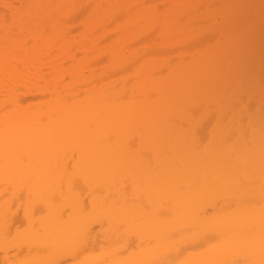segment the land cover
I'll return each mask as SVG.
<instances>
[{
    "label": "bare ground",
    "instance_id": "6f19581e",
    "mask_svg": "<svg viewBox=\"0 0 264 264\" xmlns=\"http://www.w3.org/2000/svg\"><path fill=\"white\" fill-rule=\"evenodd\" d=\"M13 1L19 5L16 7ZM76 1L0 0V50H13L0 56V63L5 62L0 88L3 81L5 86L9 82V91H13V83L42 79L46 80L45 89L53 88L50 91L59 96L47 107L21 112L19 98H0V175L11 185V198L0 202V228L7 234L0 239V251H7L13 239H9L8 214L14 213L10 211L12 199L19 197L18 181L25 180L27 194L33 197L30 201L40 204L28 209L29 230L21 236L28 240L30 248L47 247L48 254L31 259L27 255L28 260L21 259V264H51L57 259L59 264L63 257L83 254L87 246L98 247L100 233L93 234L90 229L93 219L99 217L107 223L101 234L109 248L107 263L102 256L87 259L84 253L86 259L79 256L82 261L77 256L80 264H264V102L257 104L256 112L250 111L251 104L235 107L230 94L234 74L210 66L194 75L201 85L191 88L194 70L179 57L173 61L157 59L148 70H138L146 77L143 83L127 82L121 74L122 79L113 81L112 77L126 72L125 66L123 71H111L122 66L118 58L114 59L111 70L107 69L111 72L106 76L110 83L89 91L80 103L66 96L71 93L61 97L64 91L55 85L77 68L60 65L65 62L60 61L64 54L79 50L73 38L81 31L76 26L77 18L85 9H78ZM135 1L144 4L150 0ZM176 5L166 15L159 13L160 5L140 11L143 20L161 24L157 38L165 30L176 28L181 38L187 35L186 30L174 25L173 20L181 21V14L187 11ZM152 12L157 13L152 17ZM86 18L90 25L97 21L96 14ZM115 21V17L109 20L110 24ZM196 24H190L188 36L200 33ZM54 28L57 34L46 38ZM94 31L88 27V33ZM32 40L41 45L16 50ZM120 49H107L108 60ZM170 50L176 52L174 48ZM151 51L164 53L156 44L140 49L132 59ZM45 60L61 62L50 78L40 75L47 66ZM31 64L35 65L33 69L28 68ZM19 66L24 67L22 74L11 77V70ZM10 77L13 80L8 81ZM219 92L225 96L223 101L216 100ZM7 105L13 108L1 115ZM231 105L235 106L226 110ZM239 108L243 110L228 113L229 109ZM15 218L17 221L21 217ZM118 252L125 253L123 258L117 257L120 261L115 259ZM71 259L70 264L76 261Z\"/></svg>",
    "mask_w": 264,
    "mask_h": 264
},
{
    "label": "rangeland",
    "instance_id": "374dc122",
    "mask_svg": "<svg viewBox=\"0 0 264 264\" xmlns=\"http://www.w3.org/2000/svg\"><path fill=\"white\" fill-rule=\"evenodd\" d=\"M80 1H82V2H80ZM116 1L119 2V0H99V1L96 0L95 2H93V0H78V1H76L78 9L79 8L85 9V12L79 14V16L77 18L76 26L80 27L78 29V31H80V30L81 31L76 32L74 34L75 37L73 38V40L76 39L74 41H76L80 45V46H77L79 48V50H78V52L73 51V50L68 51V53H67L68 55L67 54L63 55V57L60 61H62V62L68 61L67 63L63 62V64H60L61 62L56 60V62H57V64H56L55 61H54L55 62L54 63V62H49L48 60L47 61L45 60L47 66H44V68L46 67L45 70L40 73V75L44 74L43 76L50 78L51 76H53L54 68H57L59 66V64L62 66L66 64L65 65L66 68H68L69 66L70 67L77 66L76 69H73V71H71L70 73L65 74V78L60 82L61 84H63V85H61V87L59 86L60 85L59 82L56 84L57 86L55 85L56 89L64 91L63 93L61 92L59 94L60 96L63 94L61 97H64L65 94L71 93V94L66 95V96L75 97L76 98L75 101L78 100L76 102L80 103L81 100L83 101V98L85 99L87 97V93L89 91L95 90L96 88H102L103 83H110L111 79H109L106 76L110 75L109 73H111V72H109L111 70L110 65L113 63L114 59L116 61V59L118 58L117 63L122 64V66L119 68H116V70L114 69L111 71H113V72H115L117 70L123 71V69H121V68H123V66H125L124 69H126V72L125 71L124 72L126 74L124 72L119 73V74L117 73L118 75H115L114 77H112L113 81L118 80V78L121 76L122 78H125V79L127 78V82L130 81V83H132L134 81L135 82L137 81L139 83H143L145 81L146 77L144 74H138L137 73L138 70H140V72L142 73L141 69H147L149 65L153 66V64L157 61V59H164L166 61H173L179 57V58L185 59L184 63L190 64L189 65L190 68L192 70H194L191 72L193 74V76L192 75L190 76V77H192V80L190 81V84H189L190 87L193 89H198L201 85L200 84L201 81L198 80L196 78V76L194 77V75L197 74L198 72L203 71L204 68L208 69V68L212 67V68L221 69V70L224 69V70L229 71L231 74H234V77L232 78V85H231L232 91L230 94L234 97V99H235L234 104L237 106H235V105L227 106L226 110H228V108L232 107V106L242 107L245 104L246 105L251 104L249 106L250 108H252L250 111L256 112L258 109L257 104L260 101L264 102V0H179V1L178 0H171L172 2L170 0H150L144 4L140 3L139 1H135V0H129V1L124 0V3L121 2L122 0H120L119 3L118 2L116 3ZM97 2H99V4L96 6ZM89 3H90V5H88ZM135 3H140V4H138V6H137V4H135ZM167 3H168V5H167ZM13 4L16 7L19 5V3H17L16 1H13ZM112 4H113V7H112ZM115 4H116V6H115ZM164 4H166L167 6L166 5L163 6ZM174 4H177L176 7L178 6V4H180L182 6L181 10L185 9L184 12L186 10L187 11L189 10L188 12L186 11L185 13L181 14L182 15L181 21L179 20V18H175L173 20L174 25L178 26L181 31H183V30L187 31V35L185 34L186 32H184V34H185L184 38H181V36H179L180 32L176 28L174 30H169V29L165 30V31L162 30V31H164V33L161 35V37L157 38L155 35L161 31V29H162L161 24H156L153 21L143 20L142 19L143 18V12H140V11H144V10H146V8L148 9V8L160 5L159 13L166 15L167 13L172 12V10L174 8ZM213 4H214V6H213ZM85 5H87V6H85ZM90 6H91V9L89 8ZM131 6H133V8H131ZM98 7H99V9H98ZM122 7H124V9ZM127 7H129V8H127ZM192 7H193V9H192ZM0 8H2V7L0 6ZM118 8H120V9H118ZM138 8L141 10H139ZM210 11H211V14H210ZM225 11L227 14L223 13ZM109 12H111V13H109ZM117 13L119 15H117ZM155 13H157V12H152V17L155 16L154 15ZM91 14H96V19H97V21L95 20L94 24H92V25L88 24L86 21V19H87L86 17H90ZM108 14H110V15L108 16ZM175 14H177V12ZM186 14H188V15L191 14V16H189V19H188V15H186ZM192 14L196 15V16L192 17L193 16ZM114 17H115V19H117V21H115V23L110 24L109 20L114 19ZM196 17L198 19H196ZM125 18H127V19H125ZM144 18H145V16H144ZM193 18L195 20H193ZM190 19L193 21L191 22ZM183 20H184V25H182ZM121 21L123 23H120ZM194 21H196V23H197L196 26H194V27L200 29V33L196 34V36L194 33H192V34H190V36H188L189 30H187V29L190 28V26H191L190 24H192ZM101 24L103 26H101ZM104 24H106V25H104ZM107 24H110V25H107ZM115 25H117V26H115ZM113 26H115V27H113ZM135 26L137 29L135 28ZM137 26H139V27H137ZM182 26H185V27L182 28ZM88 27H91L93 29V31L96 29L95 30L96 32L94 31V32L88 33ZM83 28H84V30H83ZM152 29H154L153 30L154 32L152 31ZM129 30L132 32L131 35H130L131 32ZM50 31H52V32H50ZM128 31L130 33H128ZM110 32H112L111 33L112 36L110 35ZM149 32H151V33H149ZM55 33H56V29L55 28L51 29V30H49L48 34L45 37L48 38V36L54 35ZM122 33H124L123 34L124 36L122 35ZM143 33H145V34H143ZM84 34H86V35H84ZM87 34H90V35L93 34V36L89 35L90 36L89 37ZM146 34H147V36H146ZM125 35H128V36L126 37ZM141 35L146 36L147 38L143 37V36H142V38H140ZM173 35H175V36H173ZM176 35H177V37H176ZM191 35H193V36L191 37ZM131 36H133V37L131 38ZM82 37L83 38L85 37V39H83ZM116 38H118V39H116ZM138 38L142 39L143 42L141 40H139ZM136 39H137V41H136ZM133 40H134V42H133ZM96 41H99L100 45L96 44V46H95L94 42L96 43ZM131 41H132V43H131ZM135 41H136V43H135ZM35 42L32 40V42L22 45L20 47L21 49L17 48L16 50H22V51L26 50L27 51L32 46H36V45L40 46L41 45V44H38L37 41H35ZM86 42L87 43L90 42V43L87 44ZM31 43H33V44H31ZM156 44H159L162 46V50L164 51V53H157V52H155L157 50H155V51L144 53L142 56L139 57L140 60H139V58L132 59V56L134 58L136 56L135 53H138V51H140V49L142 50V49L146 48L147 46H152V45H156ZM171 45H172V47H171ZM115 47L117 49H120V47L125 48V49L121 48L118 52L119 53L118 55H115L114 57L110 58L111 60L110 59L108 60L107 54H105V51L107 49L112 50ZM171 48L172 49L174 48L176 52H168ZM182 49H183V52L178 51V50H182ZM86 50H87V52H86ZM88 50H89V52H88ZM0 51H4L3 53L0 52L1 57H3V55L7 52H10V51L13 52V50H0ZM120 51H121V53H120ZM75 53H77V54H75ZM84 54H85V56H84ZM76 55H77V58H76ZM65 57H66V59H65ZM79 61H81V62L79 63ZM89 61L92 63L90 64ZM95 61H96V63H95ZM118 61H121V62H118ZM134 61H136V62H134ZM74 63H76V64H74ZM88 63L90 66L88 65ZM1 64H3V65H1ZM68 64H71V65H68ZM127 64L130 65V67ZM206 64H207V67H206ZM56 65H58V66H56ZM3 66H5V62L0 63V68H1L0 73L2 72L0 75V79H3V76H4V72H3L4 68H2ZM82 66L85 68H83ZM126 66H128L129 68H127ZM145 66H146V68H145ZM34 67H35L34 64H31L30 66H28V68H30V69H33ZM142 67H144V68H142ZM23 69H24V67L21 66V68H20V66H19L17 69L11 70V72L13 71L11 73V77L15 78L18 74L21 75L22 74L21 71ZM81 69H82V71H81ZM200 69H202V70L200 71ZM47 72L49 73L48 75H47ZM72 72H73V74H71ZM13 73H15V74L12 75ZM80 74H81V76H77ZM84 74H86V76ZM90 75H92V77L89 80ZM97 75H98V77L96 79ZM100 75L101 76L103 75L104 77L102 76L103 77L102 78ZM11 77L9 78L8 81L13 80V78L11 79ZM115 77L117 79H114ZM121 77H120V79H122ZM86 78H88L86 83L82 82V80L86 79ZM93 81H97V82L94 84ZM44 82H46V80L40 79L38 81L37 80L36 81H30L28 83H23V82L22 83H13V85H14L13 87H15V88L12 89L13 91H9L8 86H10V83L6 82V86H5V82L3 81L4 86L0 88V98L1 99L9 98L10 96H13L10 98H15V97L19 98L21 100V103L19 105L20 107L18 108L19 112H21L22 110L31 109V108L37 109V108L41 107L42 105L44 107H47L50 103H52V101H54L59 96L53 94L52 91H50L53 88L52 89L50 88V90H46L44 87V84H43ZM63 82H65V83H63ZM69 82L71 83V86H67L68 87L67 88L65 85H66V83H69ZM0 83H2V81ZM79 83H81V84H79ZM130 83H129V85H130ZM17 87H18V91H17ZM93 87H94V89H93ZM6 88H7V91H6ZM79 88H81V89H79ZM67 89H69V90L67 91ZM75 89L77 91H75ZM219 93H220V96H217L216 100H219V101L222 100L223 101L225 99V96L222 92H219ZM51 94H52V96H51ZM85 95H86V97H84ZM213 95H214V93H213ZM10 108H13V107L10 105H7L5 107V109L1 112V115H3L2 114L3 112L8 113L9 111H11ZM7 110H9V111H7ZM240 110H243V109L239 108L237 110L235 109L234 111H231L229 109L228 113L232 114V113L238 112ZM2 183H4L5 185ZM9 187H11L10 183L5 178L3 179L0 175V194H1L0 195V202L5 201V200H9L11 198V193H10L11 189L8 190ZM27 189H28V182L25 180H19L18 181L19 197L15 198L17 201L15 199H12L11 206L14 209L11 208L10 211L11 212L14 211V213L18 217H21L20 218L21 220L18 218L17 221H14V217L17 218V216L14 213H12V214L10 213L11 215L8 214L9 215L8 219L11 221L10 222L11 228L9 229V231H10L9 235L11 237L9 236L10 237L9 239H12V238L13 239H12V241L11 240L9 241L8 246H7L8 247L7 251H5V252L0 251V257H1L0 263L1 264H4V263L10 264L12 262H14L15 264L16 263L21 264L23 262L22 260L25 261L27 259L26 258L27 255L29 256L28 259H31V258H36V257L39 258L41 256H45L46 254H48V251L46 249L47 247L46 248L41 247L40 250H38L39 248L37 249L36 247H35V249H33L31 247L32 248L31 249L28 245V240L24 239L21 236L22 235L21 233L24 230H27V229L29 230V225H27V223L29 224V221L27 220L28 209L30 208V206L34 208L35 205L40 204L35 200L30 201L33 197L29 198V196L27 194V191H28ZM5 191L6 192L8 191V193H5ZM85 198L89 199V197H87V196ZM14 201L16 203L12 204V202H14ZM39 206L40 205H38V207ZM38 209L40 212L43 210L41 208V206ZM18 210H20V211H18ZM12 217H13V221H12ZM22 217L24 220L22 219ZM16 218H15V220H16ZM99 218H101V217H99ZM99 218L98 219L95 218L91 222V229L90 230L93 231V234H96V235L98 234V232L101 235L102 231L107 226L106 225L107 223L102 219H101L102 220L101 221ZM22 220H23V222H22ZM102 225H103V227H102ZM100 226H101V228H99ZM93 228L96 229L95 230L96 233L94 232ZM5 233H6L5 229L0 228V239H3L6 237L7 234H5ZM15 236H16V238H14ZM18 236L21 239H19ZM99 236H98V238L101 242L99 241L100 243H98V247L96 245L95 247L90 249L92 247V245L87 246L86 247L87 250L85 249L86 251L84 250L83 254L78 253L76 255V257H66V258L63 257L59 260V264L60 263L61 264H68L69 260L71 258H73V259H71L72 262H73V260H75L74 258H76V261L78 262V260L81 259L80 257L83 258L85 256H86V258L87 257L92 258L94 256L95 257L102 256V258L105 259V262L107 263V260L109 258L107 256L108 254L106 253V252H109V248H107L108 244L106 242H104L105 240L103 238V235H101L100 237ZM17 240L19 243L17 242ZM23 240H24V242H23ZM13 241L15 243H12ZM102 243H104V244L106 243L105 245H107V246H105ZM100 244H101V249H99ZM14 245L16 247H13ZM23 247L25 248L24 251L22 250ZM43 249H45L46 252ZM37 250H38V255H37ZM90 250L93 252V254H92L93 256L91 255ZM9 251H10V253H9ZM33 251H34V253H32ZM120 252H118V254H115L116 261L122 260L120 258L118 260L117 257L122 256V258H123L125 256V253H123V252L120 253ZM84 253H85V256H84ZM32 255H37V256H32ZM77 256L78 257L80 256L79 259H77L78 258ZM5 258H7V259H5ZM86 258H83V260ZM57 260H55L54 262L52 261L53 263H51V264H58ZM4 261H6V262H4ZM20 261H22V262H20ZM80 261H82V259ZM75 262H73L71 264H75Z\"/></svg>",
    "mask_w": 264,
    "mask_h": 264
}]
</instances>
